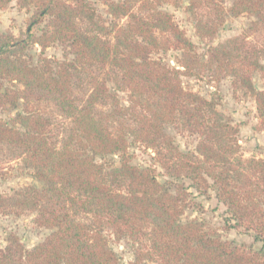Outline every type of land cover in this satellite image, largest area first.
I'll use <instances>...</instances> for the list:
<instances>
[{
  "label": "trees",
  "instance_id": "obj_1",
  "mask_svg": "<svg viewBox=\"0 0 264 264\" xmlns=\"http://www.w3.org/2000/svg\"><path fill=\"white\" fill-rule=\"evenodd\" d=\"M18 1L31 5L34 14L25 38L0 34V105L22 101L12 118L0 120V144L9 146L41 183L17 190L13 205L36 211L35 222L51 231L31 249L14 238L0 248V264H122L108 245L106 230L133 241L144 237L137 259L152 264H264L260 251L222 239L196 219L181 221L191 202L178 181L189 179L199 192L212 190L232 227L264 240V161L239 152L238 127L217 110L214 97L184 89L181 82L182 76L196 75L198 66L212 70L215 80L232 75L251 93L264 124V90L251 81L253 72L264 78V0H232V15L255 19L241 36L209 46L206 58L199 57L172 14L159 8L164 0L108 1L110 27L99 24L90 0ZM191 1L194 10L199 0ZM8 2L0 0V8ZM44 18L45 26L34 34L32 28ZM195 27H207L202 37L216 30L200 20ZM106 28L111 39L101 36ZM250 35H257L253 44ZM52 42L66 46L72 60L53 63L42 57L33 65L22 55L29 44L45 48ZM171 48L181 53L178 67L153 56ZM79 69L89 71L88 88L76 97L72 83ZM110 70L127 92V105L109 92V78L102 76ZM5 79L21 89L3 87ZM43 101L71 122V135L59 147L50 137V118L39 110ZM178 120L198 135L194 150L182 151L165 132ZM129 137L155 149L174 180L161 182L151 167L133 164ZM111 155H117V163L96 160ZM4 200L9 199L0 195V205Z\"/></svg>",
  "mask_w": 264,
  "mask_h": 264
},
{
  "label": "rangeland",
  "instance_id": "obj_2",
  "mask_svg": "<svg viewBox=\"0 0 264 264\" xmlns=\"http://www.w3.org/2000/svg\"><path fill=\"white\" fill-rule=\"evenodd\" d=\"M90 1L95 8L99 24L110 27L113 18L107 12L106 3L112 0ZM190 2L192 1L164 0L160 3L159 8L172 14L179 28L195 44L196 52L201 58H206L209 46L224 44L229 39L241 36L247 30L251 20L255 19L254 16L246 13L232 15L229 11L232 0H199V5L194 10L189 9ZM33 10L34 8L27 3L22 5L18 0H9L3 8H0V34H5L11 38H25L27 25L34 14ZM197 20L202 21V24H208L210 27H216L212 36L202 37L199 35V33L205 34L207 27L197 31L195 27ZM125 21L126 18H123L119 20V23L122 24ZM46 22L47 18H44L32 28V32L38 35ZM107 29L101 31V36L111 39L112 33ZM248 39L253 44L257 39V35H250ZM22 55L33 65H37L42 57L48 58L53 63L64 60L70 61L73 58L69 49L59 42H52L45 48H41L37 44H29ZM153 56L172 67H178L176 58L180 57L181 53L179 50L171 48ZM261 62H264V60L261 59ZM107 69H105V72ZM79 70V72L74 71L72 83V90L76 97L84 95L88 88L85 78L89 71ZM113 72L114 70H110V74H104L102 77L108 76L109 79L106 81V85L109 92L115 95L117 102L122 106L127 105V92L117 86ZM195 72L196 75L181 77L182 87L206 98L214 97L217 110L238 127L236 138L238 139L239 152L245 158L255 157L264 161V124L259 122L256 104L249 90L240 85L239 82L234 83L232 75L223 73L219 80H215L212 70L210 71L201 66H198ZM251 81L255 88L264 90V78L258 72L251 74ZM1 82L5 88L21 89V86L13 80L5 79ZM110 101H113V98ZM21 103L20 100L16 106L10 104L0 105V120L8 121L12 118L17 111L22 109ZM96 106L98 109L104 107L100 104ZM38 107L42 113L50 118L52 130L50 137L53 144L59 147L71 135L70 120L60 114L49 102L43 101ZM165 132L174 136L175 142L182 151L194 150L199 139L197 134L183 128L181 120L165 126ZM129 140L130 145L127 153L133 164L151 167L157 179L161 182L169 179L174 180L168 177L161 167L155 149L135 142L131 137H129ZM96 160L106 164L117 163L118 157L117 155L106 156L105 158L96 157ZM178 181L187 187L188 199L191 202L190 207L185 209L181 216V221L196 219L203 224L204 228L218 233L222 239L252 247V249L260 251L264 255V240L255 241L251 231L242 227H232L233 221L226 212V207L216 199L212 190L207 189L199 192L191 187L189 179L183 178ZM27 185L41 187V183L32 176V171L25 168L21 158L16 157L9 146L0 144V195L9 199L4 200L0 205L1 249L11 243L13 244L14 238L24 248L31 249L51 231L35 222L36 211L20 209L13 205L15 192ZM83 214L81 213L80 216L83 217ZM86 216L88 217V215ZM105 234L109 247L116 253L122 264H152L146 259H137V254L143 250L146 243L144 237L138 241H133L125 236L116 237L108 230L105 231Z\"/></svg>",
  "mask_w": 264,
  "mask_h": 264
}]
</instances>
